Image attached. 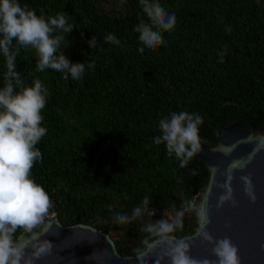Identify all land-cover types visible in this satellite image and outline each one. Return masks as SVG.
I'll return each instance as SVG.
<instances>
[{"label":"trees","instance_id":"obj_1","mask_svg":"<svg viewBox=\"0 0 264 264\" xmlns=\"http://www.w3.org/2000/svg\"><path fill=\"white\" fill-rule=\"evenodd\" d=\"M17 2L46 20L66 13L75 26L57 54L86 66L82 79L64 80L56 70L37 71L36 50L20 47L16 70L22 81L31 86L40 80L48 90L41 110L46 134L36 145L42 162L34 163L30 176L48 193L49 214L63 226H95L122 256H132L146 235L144 225L174 217L206 183L207 170L195 156L181 168L164 143H155L161 118L180 111L200 115L198 134L207 146L237 118L264 130V0H158L175 13L176 24L162 33L163 44L145 47L143 55L134 29L150 21L140 0ZM108 34L120 45L106 43ZM93 35L95 48L87 43ZM91 62L94 70L87 68ZM5 72L0 54V89ZM145 197L150 202L140 217L115 223V214L131 216ZM197 226L195 214L187 212L175 235H192Z\"/></svg>","mask_w":264,"mask_h":264},{"label":"clouds","instance_id":"obj_2","mask_svg":"<svg viewBox=\"0 0 264 264\" xmlns=\"http://www.w3.org/2000/svg\"><path fill=\"white\" fill-rule=\"evenodd\" d=\"M140 6L150 21L141 22L134 29L144 46L138 49L143 55L145 47L154 50L164 43L162 33L172 30L177 18L175 13L166 11L158 0H140ZM74 26L68 23L66 13H57L46 20L27 5L21 7L17 0H0V54L5 58L6 65L5 83L0 89V264H35L52 248L49 240L41 239L43 232L35 231L45 223L52 202L44 188L30 176L34 163L42 162V153L36 145L46 134V128L41 126V110L45 107L48 90L40 80H35L31 86L24 84L16 70L17 54L20 47L31 46L38 56L37 71L50 68L62 73L64 80H68L69 75L73 80H80L86 70L85 64L72 62L64 52L57 54L65 42L64 34H70ZM13 41L18 45L15 49L12 48ZM104 41L120 45L114 34L106 35ZM87 43L95 48L96 37L93 35ZM224 54L219 53L220 62H223ZM87 68L94 70L95 63H89ZM202 123L198 114L171 112L159 120L161 135L155 137V143H164L168 156L175 155L179 166L184 168L200 151L198 127ZM243 166V162L229 166L226 181L220 185L223 192L217 207L229 201L232 207L238 206L230 185L233 170ZM192 174L195 175V171ZM240 179L245 193L255 202L251 175H242ZM149 202V198L145 197L143 205L134 208L131 216L115 214V223L126 224L136 220ZM193 211L198 224L195 235L178 238L175 233L183 229V217ZM209 223L207 196L198 205L183 200L174 217L156 219L140 229L146 235L133 249L137 264H241L238 247L229 237L214 238L208 230ZM18 229L23 230L21 236L15 235ZM197 237L202 243L212 245L211 254L215 260L190 255L192 243ZM261 247L264 248V245Z\"/></svg>","mask_w":264,"mask_h":264},{"label":"water","instance_id":"obj_3","mask_svg":"<svg viewBox=\"0 0 264 264\" xmlns=\"http://www.w3.org/2000/svg\"><path fill=\"white\" fill-rule=\"evenodd\" d=\"M200 144V151L194 156L204 164L207 177L203 190L192 202L198 205L207 196L208 230L216 239H231L238 247L241 264H264V248L261 247L264 245V130L257 129L247 118H237L221 126L215 144ZM241 162L244 166L233 170L230 185L238 206L232 207L229 201L217 207L223 192L220 185L226 181L229 166ZM249 174L255 202L245 193L240 179L242 175ZM35 231L43 232L41 239L52 244L51 251L35 264H137L135 255L122 256L109 234L92 225L63 226L58 216L53 214L45 217V223ZM194 235L195 232L185 238ZM211 248V244L202 243L197 237L190 255L215 260Z\"/></svg>","mask_w":264,"mask_h":264},{"label":"rangeland","instance_id":"obj_4","mask_svg":"<svg viewBox=\"0 0 264 264\" xmlns=\"http://www.w3.org/2000/svg\"><path fill=\"white\" fill-rule=\"evenodd\" d=\"M51 215H53V214H48V216H51ZM125 237V236H124Z\"/></svg>","mask_w":264,"mask_h":264}]
</instances>
